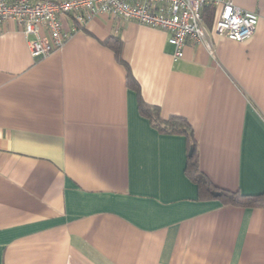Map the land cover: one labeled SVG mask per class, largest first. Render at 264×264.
Returning <instances> with one entry per match:
<instances>
[{
  "label": "crops",
  "instance_id": "0c3cea01",
  "mask_svg": "<svg viewBox=\"0 0 264 264\" xmlns=\"http://www.w3.org/2000/svg\"><path fill=\"white\" fill-rule=\"evenodd\" d=\"M233 4L257 15L253 36L234 42L205 27L206 41L187 42L180 59L165 31L105 14L42 59L4 26L0 264H264V202L200 195L186 136L138 111L142 101L186 119L217 190L264 195V0Z\"/></svg>",
  "mask_w": 264,
  "mask_h": 264
},
{
  "label": "built area",
  "instance_id": "2783aa9c",
  "mask_svg": "<svg viewBox=\"0 0 264 264\" xmlns=\"http://www.w3.org/2000/svg\"><path fill=\"white\" fill-rule=\"evenodd\" d=\"M206 6L218 10L213 29L217 36L245 42L255 33L257 15L235 6L233 0H0V31L12 23L30 56L42 59L60 50L77 26L105 14L165 31L173 58L180 59L187 42L202 44L207 39L201 17ZM63 18L74 23L69 31L63 29Z\"/></svg>",
  "mask_w": 264,
  "mask_h": 264
},
{
  "label": "trees",
  "instance_id": "16d2710c",
  "mask_svg": "<svg viewBox=\"0 0 264 264\" xmlns=\"http://www.w3.org/2000/svg\"><path fill=\"white\" fill-rule=\"evenodd\" d=\"M201 17L205 27L213 30L218 17V10L214 7L206 6L202 9ZM104 45L109 46L114 51L116 61L122 63L119 57V46L117 41H113L111 43L108 40L104 42ZM126 78L128 86L136 87V82L132 79L129 72H127ZM138 111L140 115L148 119L153 128L158 129L159 132L163 134H181L186 136L189 142L188 149L193 147V153L187 158L186 174L190 180L196 184L200 195L207 193L208 198L216 199L222 205L228 206L252 207L263 205L264 195L249 197L240 193L220 191L211 185L206 176H204V174L199 170L196 142L193 137L192 129L186 119L176 116L162 119L159 115V110L157 107L148 106L142 101H139L138 103ZM213 193H218V196L214 197Z\"/></svg>",
  "mask_w": 264,
  "mask_h": 264
},
{
  "label": "water",
  "instance_id": "95a60500",
  "mask_svg": "<svg viewBox=\"0 0 264 264\" xmlns=\"http://www.w3.org/2000/svg\"><path fill=\"white\" fill-rule=\"evenodd\" d=\"M193 153V147L190 148L188 155L190 156ZM213 196H218V193H213Z\"/></svg>",
  "mask_w": 264,
  "mask_h": 264
}]
</instances>
